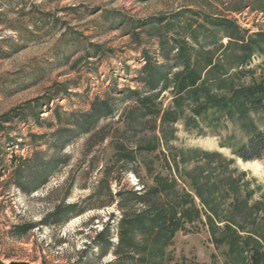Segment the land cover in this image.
<instances>
[{
    "label": "rangeland",
    "instance_id": "obj_1",
    "mask_svg": "<svg viewBox=\"0 0 264 264\" xmlns=\"http://www.w3.org/2000/svg\"><path fill=\"white\" fill-rule=\"evenodd\" d=\"M250 1L0 0V115L30 102L25 118L0 127V264H140L134 249L133 257L119 256L129 251L120 243L119 221L128 210L142 209L132 200L120 204L129 198L124 192H141L172 176L180 185L175 196L183 198L191 189L184 181L192 169L202 167V176L209 171L193 162L204 153L224 157L218 180L213 175L211 185L204 177L199 180L204 200L212 202L209 209L219 214L221 245L214 246L206 209L195 196L202 219L175 233L162 263L152 258L149 264H252L254 253L243 250L246 239L264 249V157L237 158L233 150L246 136L236 123L188 111L174 121L166 142L155 140L149 113L135 120L141 126L128 124L139 106L126 97L128 89L147 97L156 92L135 81V70L144 63L140 52H157L156 40L145 32L128 33L137 31L135 22L181 14L172 25L187 34L189 26L192 30L208 24L207 18L223 16L249 32L264 30L263 14L248 8L239 12V6ZM221 42L227 44L226 39ZM181 70L172 66L169 80L176 83L174 74ZM245 70L236 75L241 78L235 76L236 84L263 77L264 55L253 56ZM172 82L155 100L161 113L173 108ZM111 86L115 90L108 89ZM96 98L111 100L113 111L95 120L88 131L72 129L71 142L63 149H49L48 140L56 132L46 125L47 120L55 122L52 110L59 107L78 117L90 111ZM36 99L47 105L39 106ZM38 108L40 118L47 119L42 125L31 117ZM253 118L262 128L264 115ZM24 159L30 160V167L18 174L19 165L27 164ZM232 215L235 227L226 220ZM105 222L108 230L102 237L109 238L108 249L93 241ZM227 226L234 229L235 243L232 232L223 230ZM123 234L134 241L140 238L128 226ZM233 244L240 250L231 253Z\"/></svg>",
    "mask_w": 264,
    "mask_h": 264
},
{
    "label": "trees",
    "instance_id": "obj_2",
    "mask_svg": "<svg viewBox=\"0 0 264 264\" xmlns=\"http://www.w3.org/2000/svg\"><path fill=\"white\" fill-rule=\"evenodd\" d=\"M244 8L264 15V0H252L245 5L243 4L239 6V12ZM180 15L151 16L144 21L135 22L137 25L135 27L136 32H128L135 36L145 32L148 39L154 38L157 44V52L153 56H150L147 50L140 52L144 63L135 70L136 83H141L148 90H156V92L147 97L140 96L136 90H127L129 94L126 97L136 99L139 106L135 116L130 118L128 124L133 129L141 126V123L136 122L137 118L149 113L154 124L151 131L157 135L153 137L155 140L166 142L169 131L173 132L174 121L180 117H185L186 111L194 116L212 117L211 121L226 118L230 122L236 123L246 136V140L233 150L234 155L243 161L263 158L264 125L259 128L253 116L264 115V76L256 80L253 79L250 84L243 85L236 84L234 78L238 74L248 72L245 70V65L253 56L264 55V30L249 32V30L239 26L235 19L216 16L207 18L208 24H197L199 27L197 26L192 30L189 29V26L187 28L189 31L186 34L182 27L178 28L172 25L176 19H179ZM188 39H190V43L187 41ZM222 39L227 40L226 45L222 44ZM93 49L99 51L97 46H94ZM222 49L223 51H221ZM157 57L160 58L161 62L157 60ZM222 57L224 59H221ZM230 60L232 63L226 67L225 62ZM172 66H181L182 68L181 72L174 74L173 79L175 82L177 81L176 83L169 80ZM239 67H241L239 71H235ZM171 82L174 84L172 86L174 90L173 108L161 113V109L155 100L158 99L162 91L169 88ZM108 89L115 90L112 86ZM117 91V95L123 94V90ZM34 101L39 102V106L42 103L47 105V101L41 102L40 99ZM29 104L30 102L0 115V127L25 118ZM112 105L108 98H96L91 103L90 111L78 117L74 115V112L59 111V107L52 110L55 122L40 118V108L37 109V112H33L31 117L37 125H42L47 120V127L56 129L55 135L48 140V148L61 150L71 142L72 136H69V133L72 132V129L88 131L95 120L107 116L113 111ZM160 113V123L156 124ZM156 127L160 131H157ZM29 136L31 137V134ZM201 159L193 160V162L197 161V163L202 164L203 168L207 166V171H209L206 176H202L204 171L201 169L202 167L199 168V171L197 170L198 167L192 169L190 178H185L189 184L184 181L191 189L184 191L185 196L183 198L175 196V188L180 185L172 176L158 183L155 182L154 185L144 186L141 192L131 190L124 192V195H128L129 198H123L119 202L120 204L121 202L129 204L132 200L134 204H140L142 209L139 211L128 210L129 212L124 213L119 221L121 228L120 243L129 249L125 254H119L120 257L131 256V251L134 249L139 256L137 259L140 264H149L152 258L159 259L162 263L166 258V248L175 233L183 229L186 224L201 220L203 214L206 217L208 231L214 246L220 247L222 240L219 233L222 228L217 224L220 217L215 210L209 209L212 202L211 200L210 202L204 200L200 191L199 180L204 177L202 179L205 183L210 184L212 175L214 180H218L221 173L220 168H223L224 157L219 153H204ZM23 161L27 164L19 165L18 174L23 173L20 169L26 170L30 167L29 159ZM227 187L232 189L234 183L232 182ZM122 194L119 192L117 195L121 196ZM107 195L111 199L113 198L109 189ZM195 196L206 209L203 214L197 210ZM212 200H214L215 205L218 204L217 198H212ZM186 206L190 209L187 210ZM124 207L121 209L125 210ZM247 216L249 217L250 213ZM234 217L232 215L230 219H226L233 227L236 226ZM125 226L131 227L132 232L139 233L140 238L135 239V241L134 238L127 239L123 234ZM107 230L108 223L105 222L101 231L93 239L96 245L104 246L105 249L111 245L109 238L102 237ZM223 230L232 232L234 238L232 242L235 243L234 229L227 226ZM246 240L248 243H246L243 252L247 250V252L254 253L250 263L264 264L263 247L255 242L252 244H257L258 247L250 245V240ZM118 245L119 243L117 247ZM237 249L234 248L233 244L230 247V252L233 253Z\"/></svg>",
    "mask_w": 264,
    "mask_h": 264
}]
</instances>
